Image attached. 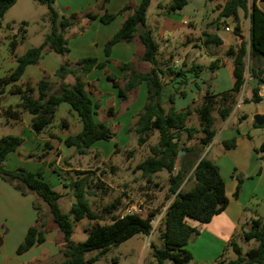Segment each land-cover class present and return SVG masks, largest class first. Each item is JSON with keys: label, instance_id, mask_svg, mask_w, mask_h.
I'll return each mask as SVG.
<instances>
[{"label": "trees", "instance_id": "obj_1", "mask_svg": "<svg viewBox=\"0 0 264 264\" xmlns=\"http://www.w3.org/2000/svg\"><path fill=\"white\" fill-rule=\"evenodd\" d=\"M19 1L0 0V28L6 13ZM34 1L47 7L48 13L43 21L50 25V31L39 47H31L23 55L16 56V67L7 77L0 80V95L5 93L7 86L12 85L10 94L19 98L17 109L9 107L5 115L16 121H22L24 114L30 115V128L41 134L52 128L59 108L65 104L77 116L82 129L78 134L65 139L54 134H50V138L58 140L68 149H74L78 156H87L98 142L112 140L114 133L109 125L97 119L101 104L93 99L95 84L87 83L85 78L94 70H103L112 63L114 46L138 39L144 46V54L138 61L149 64L150 71H138L136 63L130 62L119 65L124 73L123 79L108 72L106 77L122 100H127L142 84L146 85L147 102L136 115V120L128 132L136 135L139 147L147 145L156 134L158 137L156 144L149 147V156L136 166L135 171L140 172L148 184H152L154 177L159 173L168 174L169 188L166 200L171 202L164 212L159 229L162 247L150 243L152 262L148 264H190L193 255L187 246L200 234L190 222L208 224L229 205L220 168L206 154L207 148L217 135V120L226 122L233 113L245 87L247 73L257 84L264 83V68L261 66L264 60V11L258 6V3H264V0H226L220 7L219 17L213 23L215 28L219 29L222 21L230 17H235L238 21L239 10L244 11L250 23L249 39L246 41L243 40L241 27L237 22L234 33L241 39V43L227 52V55L233 58L234 85L230 90L218 94L213 93L207 85L199 104L197 99H194L188 107L180 111L176 108V98L187 97L184 87L188 85L189 80H194L199 94L203 88L197 80L205 69L209 67L213 72L223 67L224 63L218 58L208 67L195 63L189 65L187 62L175 67L172 56L166 62H160V45L155 40L154 31L147 24L151 0H141L136 7L127 5L116 14L105 10L110 0H97L93 9L69 15L63 14L57 8L56 0ZM187 5L188 0H169L168 4L159 5V8L167 13H175ZM120 15L125 16V20L119 31L105 44L104 61L95 57L72 63L66 61L60 64L54 74L56 82L42 79L35 85L30 81L18 85L26 70L37 66L45 52L59 56L69 54L67 37L71 30L79 27V34H82L93 21L99 20L103 25H110ZM27 26L26 22L22 24L21 42L27 33L23 28ZM199 41L206 47H219L223 44L219 36L208 32H204ZM18 44L17 41L14 42L13 48ZM69 77L73 79V84L67 81ZM206 83L204 82V85ZM168 85H172L173 91L166 94ZM257 90L258 86L253 89L254 101L260 102ZM108 113L113 116V108H110ZM194 113L199 119L198 127L188 125ZM61 124L63 128H69L67 120L63 119ZM201 132L203 136L198 138ZM24 142L22 137L12 135L0 139V179L23 196L33 195V207L38 214L37 220L28 229L17 249L18 255L46 242V234L51 232L50 221L63 235L64 243L60 249V260L54 264H95L133 237L151 235L153 221L161 214L160 210L150 212L146 217L113 215L109 222H103L91 209L89 198L94 194L90 191L91 181L87 173H78L77 179L64 185L71 190V195L75 198L69 212L64 213L59 206L64 195L57 192L45 179L47 164L43 162V158L44 153L52 149L50 141L45 144L39 158L41 166L37 171L25 167H5L8 156L17 152ZM222 144L226 149H234L236 140H226ZM262 149L264 150V144ZM118 152L119 149L115 153ZM181 152H184V155L180 157ZM133 154L134 151H130L128 157L132 158ZM31 157L34 158L33 155ZM186 180L191 182V187L184 191L182 186ZM99 185L104 189L103 184ZM240 189L238 185L234 194L236 198L239 197ZM42 203L47 206L49 215L44 213ZM118 208L113 204L104 211L110 214ZM85 219L90 221V225L85 229L87 238L76 243L72 240L73 223ZM243 239L246 242L254 241L255 246L244 252L240 245L232 242L236 259L225 262L222 256L219 264H264V218L254 220L249 231L244 232Z\"/></svg>", "mask_w": 264, "mask_h": 264}, {"label": "rangeland", "instance_id": "obj_2", "mask_svg": "<svg viewBox=\"0 0 264 264\" xmlns=\"http://www.w3.org/2000/svg\"><path fill=\"white\" fill-rule=\"evenodd\" d=\"M203 1L205 2V0ZM122 3L123 0L114 1L115 7ZM168 3L169 0H151V6L148 11L149 25L154 31L156 42L160 45V62H166L172 56V63L177 67H180L184 62H187L189 65L193 62L208 67L218 58H230L227 55V50L221 47L209 46L205 48L198 41L197 35L193 36L190 42H183L184 39L179 38L176 32L180 27L185 30L188 26L180 23L175 24L176 27H174L161 22L157 16L160 10L159 5H166ZM224 3L225 0L206 1V4L203 6V4L201 5V0H191L187 12L184 13L185 19L189 20L193 16L191 11L198 9L199 11H203L204 15L202 19L209 23L208 27L214 28L213 23L218 19L220 7ZM47 13V7L37 4L34 0H20L6 13L2 20V27L0 28V80L7 77L16 67V56L23 55L31 47H39L43 43L45 35L50 31V25L43 21ZM24 22L28 23V26L23 28L27 30V33L24 41L21 42L23 35L22 24ZM192 24L195 26L200 25L201 27L202 20L194 19ZM223 26L224 29L227 25L224 24ZM231 28L233 30L234 27L231 26ZM81 35L79 34V27L71 30L67 37L69 54L67 56H59L54 53L45 52L43 54L45 63L40 61L37 66L29 67L18 85H23L27 81L35 85L42 79L54 82L52 78L53 74L49 73V70L45 73L42 70L43 65H48V69L55 65L52 60L53 57L59 61V64H62L66 61L72 63L73 60L78 59L83 54L94 56L95 48H90L89 46L92 38L96 35V31L91 30L85 37H81ZM16 41L19 44L16 48H13L12 44ZM187 52L188 54H186ZM118 55L120 56V51L119 54L117 51ZM145 64L149 68L151 67L149 64ZM261 66L264 68V60ZM218 72L219 76H213L208 67L202 74V77L207 80L209 88L216 94L228 91L232 87V76L229 68L223 66ZM108 73L117 78H120L124 74L116 64L110 67ZM90 77H93V75H90ZM95 77L97 78L96 74L94 75ZM67 81H70L72 84L74 83L71 77ZM95 87L97 91L103 93L101 99L105 100L103 106L105 107V111L109 107L116 110L114 118H109L106 112L100 111L97 117L98 120L107 123L111 127L114 133L113 139L98 142L87 156H78L74 150L73 153L59 156V141L50 138L49 135L47 138H49L53 149L44 153L45 157L43 160L51 162L49 164V173H53L56 170L59 172L62 184L56 186L54 179L51 182L54 183L55 190L64 195L59 202V206L64 213H68L72 204L75 203L71 190L64 185L70 184L77 179L79 177L78 173L89 174L88 176L91 181L90 191L94 194V196L89 198L91 209L100 216L103 222H109L113 215H122L130 205H141L143 217L148 216L150 212L160 210L161 214L153 221V231L149 237L137 235L123 243L120 247L113 249L95 263L148 264L152 262L150 243H154L159 248L162 247L159 229L164 212L171 202V200H166L169 188L168 174L166 172L159 173L154 177L153 183L148 184L142 178L141 173L135 171V168L149 156V147L156 144L158 136L156 134L147 145L139 147L136 135L128 132L136 120L135 114L141 109V102L133 106L130 105L140 87L134 94L130 95L131 99L128 98L127 100H122L118 97L117 90L113 88L107 79H104L99 86L95 84ZM11 88L12 85L7 86L5 93L0 95V139L4 136L12 135L22 137L25 142L17 152L12 153L8 157L4 165L8 169H16L23 166L34 170L37 169L38 163H41L39 158L42 156L44 147L42 149L37 148L35 143L37 140L26 129L23 119L15 124L14 119L5 115V111L9 107L14 110L18 107L19 98L10 94ZM171 88V85L166 86L165 93L169 94ZM144 90L146 91L145 85ZM196 90L197 87L192 83L191 87L187 89V98L176 101V108L179 111L188 107L194 99H197V104L200 103L205 92V87L199 94ZM110 91L115 92L117 99L111 98ZM66 107L67 105H62L58 115H69L66 119L70 123V126H72V130L69 131L74 133L76 132L77 121L74 115H70L64 110ZM257 115L264 117V100L255 102L250 85H246L229 119L226 122L217 120V135L212 144L207 148L206 154H208L210 160L219 166L221 175L225 181L229 205L224 214L235 225V231L233 239L228 242V246L214 240L211 236L206 242H204L205 237H202L203 239L194 238L187 246V249L193 254V261L190 264H219L222 256L225 262L236 259L237 256L233 251L232 242L240 245L244 252L255 246L254 241H244L243 234L249 231L254 220L264 218V150L262 149L264 144V125L260 127L255 125V116ZM188 125L199 126V119L195 113L192 115ZM202 136L201 132L198 138ZM231 139L236 140V147L234 149H226L222 143ZM117 149H119V152L115 153ZM130 151H134L132 158L128 157ZM59 157H61L60 164L57 166L56 163ZM54 167L56 168L54 169ZM58 174L53 175L56 177ZM3 184L6 186L8 183H0V190L4 188ZM99 184H103L105 186L104 189L99 187ZM238 185H240L241 189L239 197L236 198L234 194ZM190 187L191 182L186 180L182 189L185 191L190 189ZM113 204L119 207L116 212L108 214L104 211L108 206ZM42 207L44 213L49 215L47 206L43 204ZM73 224L74 235L72 240L76 243L83 242L87 238L85 229L90 225V221L85 219ZM49 227L51 232H57L55 235H51L48 244V247L52 246V249L42 252V248H39L32 254L18 255L21 258V264H54L60 260V249L63 247L62 235L51 221ZM6 237L8 238L9 235L7 234ZM11 237H14V235ZM216 253H218V256H216L212 263H207L205 260L201 262L200 259L203 256L204 258L207 255L213 257ZM33 255H38V257L31 260L30 258ZM28 260L29 262H27Z\"/></svg>", "mask_w": 264, "mask_h": 264}, {"label": "crops", "instance_id": "obj_3", "mask_svg": "<svg viewBox=\"0 0 264 264\" xmlns=\"http://www.w3.org/2000/svg\"><path fill=\"white\" fill-rule=\"evenodd\" d=\"M96 1L97 0H56V6L63 14L69 15L72 13L85 12L87 10L93 9V7L96 4ZM114 1L115 0H110L107 3V5L105 6V10H107L109 13H114V14L119 13L125 6L131 5V6L136 7L141 2V0H125V1L123 0L122 4L117 5L115 7ZM206 1L208 2V0H205V2L203 0H201V5L203 4V6H204V4H206ZM225 2H226V0H225ZM189 3H191V0H188V5L181 11H178L175 13H167L165 10L160 9L158 14H157V16L161 22H164V23L169 24L171 26L176 27L175 24H180V23H183V24L188 26V28L185 30H184V28L180 27V29H178V31L176 32V34L179 35V38L184 39L183 42H190L191 38L195 35L198 36V41H199V38L202 36V34L204 32H208V33L215 34V35L219 36L223 41V44L221 46H219V48L221 47L224 50H227V52H228V50L230 48L237 47L241 43V39L235 35V33L233 31L234 28H233L232 32H226L225 28L223 29V27H224L223 25L225 24L229 27H231V26L235 27L237 22L239 23V25L241 27L243 40L247 41L249 39L250 23H249L248 17L244 13V11H242V10L238 11V21L236 20L235 17H230L228 19L223 20L222 26H220L219 29H217L215 27L214 28L208 27L209 23H207L204 19H202L203 15H204L203 11H199L198 9H196L195 11H191V13L193 15L192 17L196 16L195 18L191 17L193 20L194 19L202 20V24L200 27V25L199 26L193 25L192 24L193 20L191 18L189 20L185 19L186 16L184 15V13L187 12V8L190 5ZM258 6L261 10L264 11V3L259 2ZM124 20H125V16L120 15L110 25H103L99 20L93 21L92 23L88 24L86 31L84 33H82L81 37H85L88 33L91 32V30L96 31V35L94 36V38H92V40L90 42L91 44L89 46L90 48H92V47L95 48V53H94L95 55L93 56L91 54H89V55L83 54L78 59L73 60V62L79 61V60H81L83 58H87V57H95L99 61H104L105 60V54H104L105 44L119 31ZM147 24L151 28L148 20H147ZM192 25H193V27H192ZM204 47L207 48L206 46H204ZM212 47H216V46H212ZM117 51H118V54L120 51V56L119 55L117 56ZM123 53H124V55H123ZM143 54H144V46L141 44V42L138 39H136L130 43L117 44L112 49V54H111L112 63L109 64L103 70H94L93 72H91L89 75L86 76L85 81L89 84H96V86H99L104 81V79H107L106 74H107V72H109V69L113 64H116L119 66L120 64H127L130 62H134V63H136V69L138 71L142 70V72H148V71H150L151 67L149 68L148 65H146L144 62L141 63L138 61L139 58ZM186 54H188V52ZM52 60H53V63L55 65L52 68L49 67V69L47 68L48 65H46V66L43 65L42 70L44 73L48 72V70H49V73L53 74L52 78H53L54 82H56V77H54V73L56 72V70L60 66V64H59V61L55 60L54 57ZM41 61L43 63H45L44 58H42ZM222 61L224 63V67L229 68V71H230L231 76H232V87H233L234 82H235V79L233 76V70H234L233 58L232 57H230L229 59L222 58ZM192 64H194V63L192 62L191 65ZM195 64H197V63H195ZM218 70L219 69L213 71L212 75L213 76H217V75L219 76ZM99 72H101V74H99ZM95 74L97 75V78L96 77L94 78ZM90 75H93V77H90ZM123 77H124V74H122L119 79H121V78L123 79ZM68 82H70V81H68ZM204 82H207V80H205V78L202 77V75H201V78L197 80V83L203 89H204V87L206 88L208 85L207 83H206V85H204ZM192 83H194V85H195L194 80L190 79L188 85H186L184 87L186 92H187L188 87H191ZM177 84H175V86ZM144 85L145 84H142L140 86V89L137 91V94H135V97H134L135 99H133V102H131V104L129 103L131 106H133V105H136L139 102H141V109L139 111H137L135 116L140 113V111L142 110V108L144 107V105L147 102V87H146V91H145ZM246 85H250V89H252V91L256 86H258L257 81L255 79L251 78L248 73L246 74L245 86ZM171 87H172V85H171ZM93 89H94V87H93ZM171 90L173 91V87L170 89V91ZM210 90L212 91V89H210ZM94 92H95V96L93 95V99L101 104V109L99 111L100 112H106L107 116L109 118H114V116L116 115V110L113 108L114 115L112 117V115L110 116V114L108 113V110L112 107H109L106 111H105V107H103L104 102H105V100L101 99L102 98L101 95L103 93L97 91L96 88L94 89ZM212 92L215 93L214 91H212ZM109 94H110L111 98H113L114 100L117 99V96H116L114 91H110ZM187 96H188V92H187ZM178 99H184V98L177 97L176 101ZM18 104H19V102H18ZM60 108H59V111H60ZM64 110H66L68 114L74 115V117L76 118V121H77L76 132H74V133L72 131H69V130H72V126H70L69 122H68L69 123L68 129L63 128L62 124H61L62 120L63 119L66 120L69 117V115L65 114V115L59 116L57 113V116H56V119H55V122H54L52 128L50 130H47V131L41 133V134H37L35 131H33L30 128L29 122L31 120V116L28 114L23 115V120L25 121L26 129L29 130V132H31V134H32V137L36 138V140H37L35 142L37 145V148L42 149L43 147H45L46 142L49 141V138H47V137L50 134H54V135H57L58 137H60L62 139H65L66 137L71 136V135H76L81 131L82 126H81L77 116L70 111V108L68 106ZM16 122H18V121L15 120V124H16ZM100 122L105 123L103 121H100ZM105 124H107V123H105ZM54 140H56V139H54ZM56 141H58V140H56ZM58 150L60 152L59 156H64L65 154H69V153L74 152L73 151L74 149L66 148L61 142H59ZM60 158L61 157H59L57 160V163H56L57 166H59V164H60ZM43 162L47 164L46 168H45V179L55 189V187H54L55 185H54V183L51 182V180L54 179L56 186L61 185L62 181H61L60 176L58 174L59 172L56 170L53 173H49L50 172L49 164L51 162H49V161L47 162V160H43ZM52 165H55V164H52ZM40 166H41V163H38V165L36 167L37 169H34V170L28 169V170L37 171ZM55 168L56 167H54V169ZM53 174H58V176L55 177ZM3 182L6 183L2 179H0V183H3ZM34 201H35L34 196H32V195L23 196L19 192H17L12 186H10L9 184H6V186L4 185V188L2 190H0V264H21L20 263L21 258H19L18 254H16L17 249H18L19 245L23 242V240H24V238L28 232V229L32 226V224L37 220V217H38V214L34 210V207H33ZM225 211L223 213H221L220 215L215 216L212 219V221L209 222L208 224L202 225V224H199L197 222H190V224L193 227H196L200 232L198 239L205 237L204 242H206V241H208L209 237L211 236L214 240H217L221 244H225V246L229 245L228 242H230V240H232L233 236H234L235 225L230 220V218L228 216H226V214H224ZM33 214H34L35 218H34ZM56 233L57 232H55V231L47 233L46 234V242L44 244H42L40 246H35L32 249H30L28 252H26L22 255H19V256L28 255L30 253L32 254L34 251H37V249H39V248H42V250H43L42 252H44L45 250H49V249L51 250L52 246L48 247V244L50 242L51 235H55ZM7 234L9 235L10 238L6 237ZM12 235H14V237H11ZM61 237H62V245H64L63 235ZM209 243H210V240H209ZM38 255H33L30 259L31 260L35 259L36 257H38ZM216 256H218V253L213 255V257H210L207 255L204 258V256H203V258L200 260H201V262H203L205 260V262H207V263L208 262L212 263V261L216 258ZM27 262H29V260Z\"/></svg>", "mask_w": 264, "mask_h": 264}, {"label": "built area", "instance_id": "obj_4", "mask_svg": "<svg viewBox=\"0 0 264 264\" xmlns=\"http://www.w3.org/2000/svg\"><path fill=\"white\" fill-rule=\"evenodd\" d=\"M225 31L226 32H232V29L231 27L229 26H226L225 27ZM177 67V66H175ZM264 83H261V85L258 86V90H257V97L260 99V100H264ZM142 207L141 205H130L128 206V208L126 209V211L123 213V216H126V215H142Z\"/></svg>", "mask_w": 264, "mask_h": 264}, {"label": "water", "instance_id": "obj_5", "mask_svg": "<svg viewBox=\"0 0 264 264\" xmlns=\"http://www.w3.org/2000/svg\"><path fill=\"white\" fill-rule=\"evenodd\" d=\"M261 85V82H258V86ZM255 125L257 127L263 126L264 125V117L262 115H257L255 116ZM184 155V152L180 153V157Z\"/></svg>", "mask_w": 264, "mask_h": 264}]
</instances>
